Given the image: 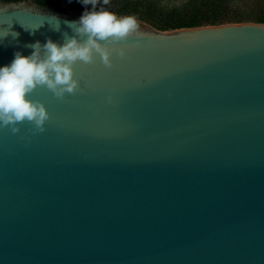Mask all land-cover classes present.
<instances>
[{
	"label": "water",
	"instance_id": "obj_1",
	"mask_svg": "<svg viewBox=\"0 0 264 264\" xmlns=\"http://www.w3.org/2000/svg\"><path fill=\"white\" fill-rule=\"evenodd\" d=\"M79 19L0 4V67ZM139 32L0 128V264H264V23Z\"/></svg>",
	"mask_w": 264,
	"mask_h": 264
},
{
	"label": "clouds",
	"instance_id": "obj_2",
	"mask_svg": "<svg viewBox=\"0 0 264 264\" xmlns=\"http://www.w3.org/2000/svg\"><path fill=\"white\" fill-rule=\"evenodd\" d=\"M111 0H80L86 10L74 28L76 35L65 43L58 44L48 39L29 45L32 54L24 56L15 53L10 65L0 67V128H10L13 134L21 131L19 125L27 122L33 134L46 131L51 119L46 105L30 98L37 87H46L56 98L80 90L75 78L74 65L77 62L92 64L97 56L107 67L113 66V53L124 57V49L109 47L129 37L139 35L140 23L135 15L118 16L116 13L97 6L109 5ZM91 6L89 10L88 6ZM7 31L2 36L6 37ZM18 36V33H12ZM111 100V98H109Z\"/></svg>",
	"mask_w": 264,
	"mask_h": 264
},
{
	"label": "trees",
	"instance_id": "obj_3",
	"mask_svg": "<svg viewBox=\"0 0 264 264\" xmlns=\"http://www.w3.org/2000/svg\"><path fill=\"white\" fill-rule=\"evenodd\" d=\"M61 1L37 0L41 7L64 11ZM237 3L236 6L234 0H190L180 10H169L163 0H111L109 5L101 3L98 7L118 16L135 15L138 20L163 31L230 23H264V12L244 16L237 11L240 8Z\"/></svg>",
	"mask_w": 264,
	"mask_h": 264
},
{
	"label": "rangeland",
	"instance_id": "obj_4",
	"mask_svg": "<svg viewBox=\"0 0 264 264\" xmlns=\"http://www.w3.org/2000/svg\"><path fill=\"white\" fill-rule=\"evenodd\" d=\"M163 2L166 4L167 9L169 10H172V9L180 10L184 8L186 4L190 2V0H163ZM11 3L23 4L29 7H37V8L42 9V7L37 3V0H0L1 5H7ZM61 3H62L65 13L74 15L76 17H81L84 11L86 10L85 6L82 5L79 0H62ZM234 3L236 5L237 0H234ZM237 4L240 6V8L237 11L244 14V16H253L256 14H260L261 12H264V2L262 0H238ZM235 5L232 7L235 8ZM88 8L89 10H91V7H88ZM99 8L100 7L97 6V10H99ZM138 21H141V20H138ZM139 23H140V26L141 25L152 26L151 24L145 23L143 21ZM155 29L159 30L157 28ZM159 31H163V30H159ZM167 31H173V30H167Z\"/></svg>",
	"mask_w": 264,
	"mask_h": 264
},
{
	"label": "flooded vegetation",
	"instance_id": "obj_5",
	"mask_svg": "<svg viewBox=\"0 0 264 264\" xmlns=\"http://www.w3.org/2000/svg\"><path fill=\"white\" fill-rule=\"evenodd\" d=\"M38 3V2H37ZM39 4V3H38Z\"/></svg>",
	"mask_w": 264,
	"mask_h": 264
}]
</instances>
